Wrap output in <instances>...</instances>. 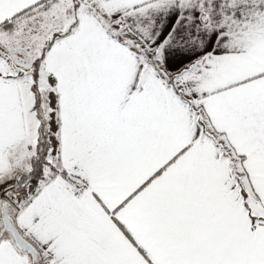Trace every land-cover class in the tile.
<instances>
[{
  "label": "snow or ice",
  "instance_id": "snow-or-ice-1",
  "mask_svg": "<svg viewBox=\"0 0 264 264\" xmlns=\"http://www.w3.org/2000/svg\"><path fill=\"white\" fill-rule=\"evenodd\" d=\"M0 264H264V0H0Z\"/></svg>",
  "mask_w": 264,
  "mask_h": 264
}]
</instances>
